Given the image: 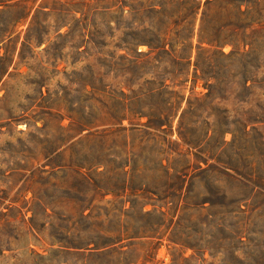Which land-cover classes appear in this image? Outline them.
<instances>
[{
	"label": "rangeland",
	"instance_id": "obj_1",
	"mask_svg": "<svg viewBox=\"0 0 264 264\" xmlns=\"http://www.w3.org/2000/svg\"><path fill=\"white\" fill-rule=\"evenodd\" d=\"M41 1L30 0L27 11ZM224 6L220 19L229 21ZM260 7L263 16L256 17L264 21ZM200 17L190 66L151 60V83L145 78L152 74L133 78L127 71L98 82L73 73L68 58L55 71L43 52L46 42L25 63L15 59L0 81V264H264V74L245 73L240 56L222 55L231 53V44L212 49L218 51L216 79L195 73ZM27 26L14 35L21 32L19 48ZM174 69L184 74L174 78ZM165 78L176 92L166 95L170 103H181L167 133L170 146L161 143L164 133L130 129L146 117L132 115L123 121L128 129L117 131L122 125L109 113H124L120 90L130 97L129 85L146 91ZM91 81L108 93L84 88ZM208 82L216 84L212 93ZM92 97L104 98L107 106ZM141 100L137 107L144 111L153 103L147 96ZM134 103L128 102L131 109ZM208 131L211 138H205ZM209 164L217 168L208 171ZM182 170L187 175L180 182L176 172ZM168 187L179 188L165 200ZM104 243L116 251L76 253Z\"/></svg>",
	"mask_w": 264,
	"mask_h": 264
},
{
	"label": "trees",
	"instance_id": "obj_2",
	"mask_svg": "<svg viewBox=\"0 0 264 264\" xmlns=\"http://www.w3.org/2000/svg\"><path fill=\"white\" fill-rule=\"evenodd\" d=\"M29 1L0 0V81L9 73L17 57L20 63H25L27 58L37 56L39 52L35 48L40 47L44 42L48 45L43 52L47 58L53 60L52 66L55 71H59V64L68 58L71 66L74 67L73 73H85L98 82H101V78L119 71H127L134 76L133 78L143 72L152 74L148 71L155 70L154 67L149 66L151 60L162 63L164 59L169 58L174 66L187 64L190 66L199 15H201L197 46L199 50L195 61V73L201 70L202 78L207 81L216 79L218 61L214 57L218 51L212 49L215 47L222 50L224 46L231 44L234 47L231 53L225 55L222 52V55L228 58L240 56L244 61L245 73L264 74V35H259L264 31V21L256 17V13L263 16L260 6L264 5V0H161L160 2L42 0L38 6H35L34 2L27 11ZM222 2L226 3L224 11L229 21L220 19L219 7ZM173 12H176L174 14L176 18H173ZM232 16H236L237 21H231ZM27 24L28 33L19 48L21 32L14 35L21 25ZM255 24L259 26L255 27ZM117 32L120 34L117 38L118 43L111 45L112 41L109 40H112ZM7 40L9 45L2 54L1 49ZM12 41H14L13 46L10 44ZM204 43H207L209 48H205ZM140 45H146L149 48L148 52L139 51ZM110 46H113L114 50L109 49ZM123 50L133 51L134 54L121 53ZM207 53L210 54V58H206ZM204 62L208 68L203 67ZM155 72L153 71L151 77L145 78L146 83L156 79ZM169 74L176 78L184 73L174 69L169 71ZM167 79L165 78L157 88H148L146 91L137 92L132 88L134 84L129 85L132 93L130 97L123 89L120 90L117 101L124 113L120 117L109 113L122 125L117 131L128 129L123 125V121L130 119L132 115L139 118L146 117L147 121L139 125L131 123L130 129L154 134L156 137H161L160 133H164L161 143L170 146L167 133L179 114L181 103L178 106L170 103L169 96L173 98L176 92L170 89L171 86L166 83ZM88 85L91 86L93 93H108L98 87L96 81L84 84V88ZM215 85L206 83L210 89L209 93L214 91ZM41 95L44 97L43 92ZM109 95L115 97L113 90ZM143 96L153 100L145 111L137 107ZM92 99L107 106L104 98L92 97ZM132 101H135V109L129 107L128 102ZM185 114L186 111H183L180 115V125L184 124ZM205 138H211L209 131L205 134ZM204 161L208 164V159ZM161 165L163 166V162ZM215 168H217L215 165L209 164L206 170L213 171ZM224 171L234 177L230 171L226 169ZM176 173L180 182L187 175L184 170ZM168 188L169 191L163 196L165 200L172 198V192L177 191L179 187ZM212 225L214 226L215 222ZM112 245L104 243L97 245L95 250L76 251V253L84 257L103 255L116 251V247Z\"/></svg>",
	"mask_w": 264,
	"mask_h": 264
}]
</instances>
